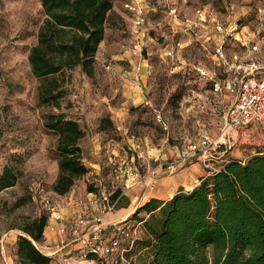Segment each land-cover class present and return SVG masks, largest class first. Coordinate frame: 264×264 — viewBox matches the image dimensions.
I'll return each instance as SVG.
<instances>
[{
  "label": "rangeland",
  "instance_id": "374dc122",
  "mask_svg": "<svg viewBox=\"0 0 264 264\" xmlns=\"http://www.w3.org/2000/svg\"><path fill=\"white\" fill-rule=\"evenodd\" d=\"M113 1L115 12H123L125 19L115 17L116 23L108 24L106 37L97 52L95 74L89 76L80 67L67 70L70 79L65 84L66 94L61 110L78 119L86 130L80 142L83 159L90 169L76 179L69 192L58 194L53 189L59 173L56 150L58 135L46 128L44 119L47 112L58 111L59 108L40 103V80L33 73L29 61L30 47L37 41L45 12L40 0H0V172L5 164L17 160L23 171L15 185L0 193L5 232L0 264H19L16 240L23 233L19 226L44 212V205L33 199L15 209L10 208L17 198L28 192L31 176L37 178V186L40 183L46 195L51 197L52 202L59 203L63 211L71 203L75 208L86 205L92 197L90 190L113 191L123 188V194L129 196L130 202L123 206L125 208L119 207L117 212L111 213L108 216L111 218L136 209L148 191L158 186L156 184L152 189L141 179L134 186L125 188V166L136 167L142 176L158 167V179L180 173L181 169L170 172L166 168L167 163L176 156L179 143L185 136L194 138L202 133L216 134L231 96L226 92H213V84L211 86L210 81H204L196 73V66L201 65L210 67L219 79L225 76L223 69L214 64L206 49L194 43L183 51L182 61L166 60L160 56L168 58L165 50L155 47L159 46V36L164 32L169 33L171 26L173 30H182L181 35L187 40L192 39L191 34H195L193 30L188 29L191 33H185L182 28L186 26L187 19L197 18L196 10L200 7L202 14L199 19L202 24L195 28L198 37L201 33L216 35L210 26H206L211 23L209 18L212 14H216L226 25H230L231 21L239 24V35L231 40L227 48L229 57L237 58L245 52L244 39L257 30L258 8L263 7L264 3V0H169L178 6V15L171 16L168 11L160 14L154 20L150 19L148 29L141 32L142 46L145 45L151 55L146 57L144 54H133L130 50L139 44L135 34L130 37L132 17L128 16L124 0ZM138 1L150 10L153 6L159 8L163 5L162 1L165 2ZM108 64L110 67H107ZM135 64L141 65L138 73ZM194 65L196 71L192 70ZM125 67L130 70L126 72ZM182 69L190 73H180ZM189 87L195 88L194 93L189 91L194 94L192 102H186L184 96L179 101H171L175 90L181 88L187 95ZM148 91L163 108L170 125L168 131L154 120L150 110L142 103ZM198 92L205 97L206 105L203 99L198 100ZM104 116L111 120L106 127L101 123ZM263 148L264 126L254 125L243 135L239 131L231 147L214 163L219 166L223 162L221 158H244ZM214 163L211 167L203 162L200 164L209 171L216 166ZM196 181L185 182V186L190 188ZM173 190L169 189L167 194H172ZM143 235L140 227L139 238ZM140 252L133 248L127 253L131 264H139L143 260Z\"/></svg>",
  "mask_w": 264,
  "mask_h": 264
},
{
  "label": "trees",
  "instance_id": "16d2710c",
  "mask_svg": "<svg viewBox=\"0 0 264 264\" xmlns=\"http://www.w3.org/2000/svg\"><path fill=\"white\" fill-rule=\"evenodd\" d=\"M40 1L45 18L39 27L37 41L30 47L29 61L33 73L40 80V103L59 108L58 111L47 112L44 122L47 129L58 135L56 150L59 173L53 189L58 194H65L71 190L76 179L90 169L83 159L80 142L86 130L78 119L61 110L66 94L65 84L70 79L67 70L80 67L82 72L93 76L97 52L106 37L108 24L116 23L115 17H125L123 12L119 11L121 15L115 12L113 0ZM162 2V6L156 9L153 6L148 12L151 20L169 12V1ZM126 10L131 17L129 10ZM169 28V33L164 32L159 36V46L155 47L164 48L178 39H187L180 30ZM129 33L131 37V28ZM232 39V36H228L225 42L227 48ZM194 43L206 49L209 56V45L196 35L182 47L176 48L173 58L160 56L174 62L182 61L183 51ZM143 54L151 56L146 46L143 47ZM219 68L223 69L222 66ZM192 70L196 71L195 65ZM179 72L190 73L185 69ZM196 73L204 81H210L212 86L210 79L198 71ZM188 89V92L192 90L194 93L195 88ZM188 92L185 95L181 88L175 90L171 101H179L184 96L186 102H192L194 94ZM146 94L151 97L149 91ZM153 118L156 121L154 115ZM101 123L106 127L111 120L104 116ZM187 138L185 136L179 143L177 154L182 152ZM22 173L18 160L5 164L0 172V193L15 185ZM37 181L31 176L28 192L10 206L15 209L30 199L44 205V212L19 226L23 230L16 240L19 264H50L52 260L34 243V240L46 239L45 231L53 203L43 186L40 183L37 186ZM102 191H106L112 199L119 197L118 208L130 202L129 196L123 194V188L113 191L90 190L95 195ZM3 211L0 209V242L5 233L1 219ZM126 220L142 221L144 235L134 246V250L141 251L143 256L139 264H264V148L244 158H227L217 169L201 176L193 187L187 189L181 186L167 199L151 197Z\"/></svg>",
  "mask_w": 264,
  "mask_h": 264
},
{
  "label": "built area",
  "instance_id": "2783aa9c",
  "mask_svg": "<svg viewBox=\"0 0 264 264\" xmlns=\"http://www.w3.org/2000/svg\"><path fill=\"white\" fill-rule=\"evenodd\" d=\"M124 7L131 13L132 36L135 34L139 43L130 50L133 54L142 55L141 32L148 29L150 9L144 8L138 0H126ZM168 10L171 16L178 15V6L170 1ZM196 13L197 18L187 19L186 26L182 28L185 33H191L188 30L190 29L196 35L195 28L202 24L199 19L202 9L197 8ZM209 20L211 23L206 26H210L216 35L212 36L205 32L206 34L201 33L199 38L209 45V56L217 65L223 67L225 76L220 79L215 77V71L206 66L200 65L196 68L212 81L213 92H226L231 96V100L223 111L220 130L214 135L202 133L198 137L187 138L182 152L167 163L166 168L170 172L194 162H203L205 166L211 167V164L231 147L232 140L237 138L239 131L243 135L254 125L264 126V6L259 8L256 32L244 39L245 52L237 58L231 59L225 46L228 36L236 38V35H239L237 22L231 21L230 25H226L216 14H212ZM190 37H193V34ZM214 38L215 40H212ZM190 40L178 39L166 45L163 48L166 57L173 58L176 48L182 47ZM107 67H110V64ZM134 67L138 68L137 73L141 69L140 64H135ZM129 70L125 67L126 72ZM136 76L139 77L138 74ZM142 101L151 109L156 121L168 131L170 125L163 108L154 103L146 93ZM218 153L220 155H217ZM226 159L221 158L223 161ZM217 168L218 165L213 167ZM123 176L125 188L134 186L143 179L146 185L153 189L158 180V167L150 169L142 176L136 167L127 165L123 170ZM90 195L92 197L88 203L82 204L83 206L76 208L70 215L65 214L59 203L53 202L46 228L59 235L56 240H51L47 236L43 241L34 240L35 245L52 257L50 264H131L127 253L134 248L139 239L142 221L126 220L131 213L109 220L108 216L119 210V197L112 199L106 191L99 195L90 192ZM0 249H4L3 239L0 242Z\"/></svg>",
  "mask_w": 264,
  "mask_h": 264
},
{
  "label": "crops",
  "instance_id": "0c3cea01",
  "mask_svg": "<svg viewBox=\"0 0 264 264\" xmlns=\"http://www.w3.org/2000/svg\"><path fill=\"white\" fill-rule=\"evenodd\" d=\"M198 94H199V92H198ZM201 94L202 93L199 94L200 96H199L198 100L200 101L201 99H203V103L206 104L205 97H203ZM200 163L201 162H194V163L182 168L180 170L181 172L178 173L176 176H169V177L162 176V177H160L158 179V182H157V185H158V186H156L157 188H155L152 191H148V194L145 197H143L141 204L143 202H145L146 200L150 199L151 197H159V198L167 199V198L171 197L174 194V192H176L181 185L185 186V182H190V181L192 182L194 180H197L192 186H190V188L193 187L196 183L199 182V178L201 176L206 175L208 172L212 171L211 169L209 171L204 170ZM204 171H206V172H204ZM185 188H187V187L185 186ZM169 189H174L173 193L170 195L167 194V191ZM187 189H189V188H187ZM123 208H125V207H123ZM65 209H67L64 211L65 214L70 215L76 208L74 207V204L71 203L70 205H66ZM134 209L131 212H133ZM121 215H127V214H121L120 213L119 215H117L115 217H111V218L109 217L108 219L113 220L115 218L120 217ZM45 232H46V236L48 238H50L51 240H54V239L56 240L58 235H59L57 232L50 230V229H47Z\"/></svg>",
  "mask_w": 264,
  "mask_h": 264
}]
</instances>
